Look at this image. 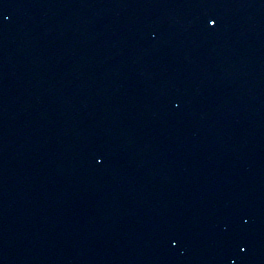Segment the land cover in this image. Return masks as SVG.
I'll return each instance as SVG.
<instances>
[{
    "label": "water",
    "instance_id": "water-1",
    "mask_svg": "<svg viewBox=\"0 0 264 264\" xmlns=\"http://www.w3.org/2000/svg\"><path fill=\"white\" fill-rule=\"evenodd\" d=\"M0 264H264V0H0Z\"/></svg>",
    "mask_w": 264,
    "mask_h": 264
},
{
    "label": "snow or ice",
    "instance_id": "snow-or-ice-1",
    "mask_svg": "<svg viewBox=\"0 0 264 264\" xmlns=\"http://www.w3.org/2000/svg\"><path fill=\"white\" fill-rule=\"evenodd\" d=\"M210 24H211V26L214 28V27H216L217 26V24H218V22L214 19V18H210ZM246 250V249H245Z\"/></svg>",
    "mask_w": 264,
    "mask_h": 264
}]
</instances>
